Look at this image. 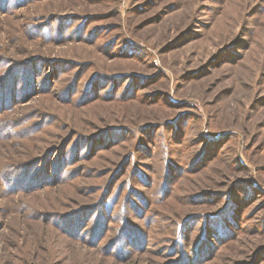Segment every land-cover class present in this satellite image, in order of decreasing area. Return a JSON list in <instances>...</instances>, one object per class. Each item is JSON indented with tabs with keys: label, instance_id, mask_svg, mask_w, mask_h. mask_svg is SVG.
<instances>
[{
	"label": "rangeland",
	"instance_id": "374dc122",
	"mask_svg": "<svg viewBox=\"0 0 264 264\" xmlns=\"http://www.w3.org/2000/svg\"><path fill=\"white\" fill-rule=\"evenodd\" d=\"M0 264H264V0H0Z\"/></svg>",
	"mask_w": 264,
	"mask_h": 264
}]
</instances>
